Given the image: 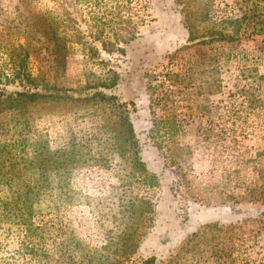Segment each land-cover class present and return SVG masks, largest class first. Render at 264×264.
<instances>
[{
  "label": "rangeland",
  "instance_id": "374dc122",
  "mask_svg": "<svg viewBox=\"0 0 264 264\" xmlns=\"http://www.w3.org/2000/svg\"><path fill=\"white\" fill-rule=\"evenodd\" d=\"M258 3L0 0V67L26 49L49 85L126 102L138 155L159 177L140 182L107 106L18 105L13 133L39 151L77 149L86 163L68 171L58 208L35 217L46 225L31 253L21 232L0 227V264H264V33L241 32ZM143 197L148 228L139 208L133 226L127 215ZM142 230L126 259L123 244Z\"/></svg>",
  "mask_w": 264,
  "mask_h": 264
},
{
  "label": "trees",
  "instance_id": "16d2710c",
  "mask_svg": "<svg viewBox=\"0 0 264 264\" xmlns=\"http://www.w3.org/2000/svg\"><path fill=\"white\" fill-rule=\"evenodd\" d=\"M258 2L256 7L260 10L257 19L253 22L241 23L244 25L241 32L264 33V0H258ZM239 29L235 32L221 33L219 37L232 40L235 37L234 33H238ZM192 32L193 30L190 29L189 37L191 38ZM213 34V30H210V39H215ZM19 47L21 46H16L14 50ZM8 56L10 67H0V227L21 232V246L31 253L34 237L38 236L40 240H43L46 225L44 218L36 219L35 217L45 210L47 213L58 208L56 201L68 192L66 180L68 171L86 162H78L80 156L77 149L58 148L52 152L39 151L30 146L27 135L13 133L7 117L10 115V118H16L15 115L19 113L15 108L18 105L71 100L77 103L92 102L94 105L107 106L112 111V122L117 124L120 132L122 130L123 142L127 143V148L133 154L132 166L140 182L144 186L155 187L159 177L146 167L138 155L139 145L126 102H119L115 95H108L101 91L85 92L83 96L73 97L68 89L49 85L43 77L33 75L27 65L28 51L26 49H21L14 56L8 53ZM17 121H19L18 118ZM155 130L157 131L158 128ZM117 137L118 133L114 131V138ZM131 205L132 210L127 214L132 222L131 226L135 219L132 215L139 208V215L144 223L142 226L148 228L153 219V203L143 197L136 199ZM35 223L38 224L33 227ZM32 228H38L39 234L31 231ZM144 234L145 231L142 230L138 236L132 237L129 245L123 244L126 246L124 251L126 255L128 254L125 256L126 259L135 251ZM154 261L155 258L152 256L143 261V264H154ZM114 264H124V262L120 260Z\"/></svg>",
  "mask_w": 264,
  "mask_h": 264
}]
</instances>
